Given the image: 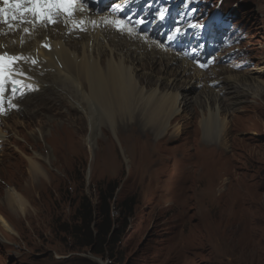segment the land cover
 <instances>
[{
	"label": "rangeland",
	"instance_id": "1",
	"mask_svg": "<svg viewBox=\"0 0 264 264\" xmlns=\"http://www.w3.org/2000/svg\"><path fill=\"white\" fill-rule=\"evenodd\" d=\"M222 6L230 13L205 30L206 42L211 35L221 51L213 66L221 74L209 77L264 70V0H222ZM186 16L190 22L203 17L190 7ZM236 48L240 53L229 52ZM135 66L152 70L146 85L153 87L161 64L142 59ZM257 94L254 102L230 107L228 118L249 126L236 135L238 177L231 182L224 181L220 165L202 161L204 152L217 146L193 145L201 137L198 118L182 126L195 133L190 142L184 143L185 133L166 142L168 160L161 172L156 165L160 146L150 132L124 124L96 126L92 137L86 119L82 126H67L85 115L64 106L72 103L68 96L58 99L41 91L23 98H31L25 115L7 117L18 121L8 129L15 135L8 133L0 142V212L16 231L4 233L8 242L0 240V264H83L85 258L90 264H107L106 259L111 264H264V91ZM53 120L56 126H44L48 130L41 136L40 125ZM30 157L44 173L35 180L29 178ZM11 188L25 199L24 214L9 207ZM114 188L109 214L122 235L113 257L104 258L76 247L61 229L87 198L95 228L101 220L100 195Z\"/></svg>",
	"mask_w": 264,
	"mask_h": 264
},
{
	"label": "bare ground",
	"instance_id": "2",
	"mask_svg": "<svg viewBox=\"0 0 264 264\" xmlns=\"http://www.w3.org/2000/svg\"><path fill=\"white\" fill-rule=\"evenodd\" d=\"M85 2L75 0V6L80 10L69 18L61 15L55 23L33 26L10 20L12 28L0 23V54L22 56L24 59L17 61L14 69L28 72L25 73V85H21L23 111H12L11 118L21 113L25 115L31 98H23L35 92L49 91L58 99L68 96L72 103L66 101L64 106L84 111L85 118L78 116L67 126L80 125L86 119L92 137L96 126L124 124L131 126L128 130L136 126L139 133L150 132L160 146V159L156 165L161 172L165 171L168 160L166 142L179 138L182 133L186 134L184 143L190 142V136L195 133L183 131L182 126H192L189 119L198 118L201 137L199 141L194 140L193 145L217 146L213 152L205 151L202 161L220 165L226 182L233 181V176L238 177L233 147L236 135L249 126H241L229 119L230 107L254 102L252 100L258 96L257 91H264V70L259 68L244 74L209 77V74H221V69L210 67L206 71L199 70L178 52L165 48L153 29L140 32L131 23L124 24L121 31L115 24L105 22L106 19L123 21L121 17H115L106 10H90L84 6ZM137 2L140 0L108 3L115 4V9H119L133 7ZM79 21L84 23L77 26ZM24 28L29 31L25 32ZM104 55H107L106 59H102ZM142 59L159 62L162 66L153 87L146 85L152 70L138 71L135 66V61ZM33 60L35 63H32ZM7 117L0 120V142L8 133L15 135L8 129L16 126L18 121L11 119L10 123ZM47 124L40 125L43 126L38 129L41 136L48 130L44 126H56L54 120L51 121L53 125ZM29 161V178L35 180L44 173L32 157ZM203 172L206 173L205 169ZM7 203L11 209H18L23 214L26 211L25 199L14 188L8 191ZM4 233L15 234L16 231L0 212V240L8 242Z\"/></svg>",
	"mask_w": 264,
	"mask_h": 264
},
{
	"label": "snow or ice",
	"instance_id": "3",
	"mask_svg": "<svg viewBox=\"0 0 264 264\" xmlns=\"http://www.w3.org/2000/svg\"><path fill=\"white\" fill-rule=\"evenodd\" d=\"M0 23L8 24L9 28L13 24L9 21H16L21 24L31 23L35 26L37 23L48 24L57 22L61 15L69 18L74 12L80 10L75 6V0H0ZM29 16L31 19H29ZM106 23L115 24L121 31L124 30V22L119 20H105ZM84 21L77 22V26L82 25ZM95 24V21H92ZM25 32L29 30L24 28ZM47 47V45H45ZM24 59L22 56H9L7 53L0 54V93L4 91L5 83L12 84V91L15 92L22 81L14 78L16 75H24L22 70L13 71L17 61ZM209 61L208 63H212ZM32 63H35L33 60ZM201 68L207 65L201 64ZM3 101L0 99V104ZM13 107L15 105H12Z\"/></svg>",
	"mask_w": 264,
	"mask_h": 264
},
{
	"label": "trees",
	"instance_id": "4",
	"mask_svg": "<svg viewBox=\"0 0 264 264\" xmlns=\"http://www.w3.org/2000/svg\"><path fill=\"white\" fill-rule=\"evenodd\" d=\"M114 191L115 188L111 189V192L106 195H100V199H102V201L98 211L101 220L98 225H95V228L93 226L94 218L92 214V205L87 198V203L83 202V200L80 203V206L76 210V213L73 216L70 224H67L65 227L63 226L61 229L62 231L69 234V236L72 238V243L76 247L87 248L92 253L98 254L104 258L113 257V249H115L116 244L122 235L121 229L113 227L109 214L108 200L114 196ZM124 205L126 206L127 204L124 203ZM128 210L127 214H130L132 207L129 206ZM77 222L80 224H76ZM81 260H83V264H90L91 262L86 258L80 259V261ZM107 260V264L112 263L111 259Z\"/></svg>",
	"mask_w": 264,
	"mask_h": 264
},
{
	"label": "water",
	"instance_id": "5",
	"mask_svg": "<svg viewBox=\"0 0 264 264\" xmlns=\"http://www.w3.org/2000/svg\"><path fill=\"white\" fill-rule=\"evenodd\" d=\"M108 262V260L106 259V263Z\"/></svg>",
	"mask_w": 264,
	"mask_h": 264
}]
</instances>
